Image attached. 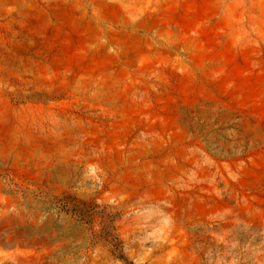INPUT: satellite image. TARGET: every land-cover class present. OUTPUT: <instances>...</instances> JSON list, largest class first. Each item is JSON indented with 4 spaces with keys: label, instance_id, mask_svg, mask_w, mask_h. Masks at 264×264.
<instances>
[{
    "label": "rangeland",
    "instance_id": "1",
    "mask_svg": "<svg viewBox=\"0 0 264 264\" xmlns=\"http://www.w3.org/2000/svg\"><path fill=\"white\" fill-rule=\"evenodd\" d=\"M264 264V0H0V264Z\"/></svg>",
    "mask_w": 264,
    "mask_h": 264
},
{
    "label": "trees",
    "instance_id": "2",
    "mask_svg": "<svg viewBox=\"0 0 264 264\" xmlns=\"http://www.w3.org/2000/svg\"><path fill=\"white\" fill-rule=\"evenodd\" d=\"M130 264V263H129Z\"/></svg>",
    "mask_w": 264,
    "mask_h": 264
}]
</instances>
